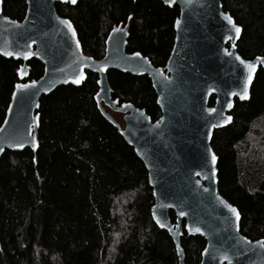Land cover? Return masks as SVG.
Masks as SVG:
<instances>
[{
    "label": "trees",
    "instance_id": "obj_1",
    "mask_svg": "<svg viewBox=\"0 0 264 264\" xmlns=\"http://www.w3.org/2000/svg\"><path fill=\"white\" fill-rule=\"evenodd\" d=\"M242 27L238 53L264 55V0H222ZM83 50L105 55L106 38L130 18L127 51L164 67L174 42L178 6L161 0H79L57 3ZM26 0H3V12L22 20ZM21 61L0 55V126L19 78ZM29 80L44 73L29 62ZM98 75L62 85L40 100L39 147L6 150L0 158V264H179L168 230L153 220L152 188L144 163L98 109ZM113 99L132 102L157 120L161 109L147 75L108 73ZM214 98L211 99V104ZM106 110H112L106 106ZM112 113V112H111ZM232 122L215 130L219 192L241 213V232L264 238V69L247 101L236 100ZM170 217L175 222L174 212ZM206 240L184 231L185 264H200Z\"/></svg>",
    "mask_w": 264,
    "mask_h": 264
},
{
    "label": "water",
    "instance_id": "obj_2",
    "mask_svg": "<svg viewBox=\"0 0 264 264\" xmlns=\"http://www.w3.org/2000/svg\"><path fill=\"white\" fill-rule=\"evenodd\" d=\"M78 1L26 0V14L17 20L4 14L0 0V55L22 62L20 81L0 126V158L6 150L36 151L41 98L62 85L81 86L88 72L96 73L98 109L144 163L154 197L152 218L160 228L168 230L179 264H185L181 246L184 231L188 236L206 240L200 264H264V248L257 243H264V238L252 240L241 232L239 209L219 192L218 156L211 144L215 130L232 122L236 100H249L257 72L264 69V55L246 59L238 53L242 27L224 10L222 0H161L167 6L179 7L174 42L164 67L155 66L139 51H127L130 18L109 32L105 55L97 59L84 52L73 22L56 8L57 3L75 6ZM226 16L239 27V34ZM61 21L70 22L71 28ZM5 52L15 55L6 56ZM20 53L31 55L25 59ZM32 59L42 62L44 73L29 80ZM241 60L255 65L246 99L240 96L249 70ZM111 70L147 75L157 94L161 116L153 120L145 109L132 102L113 99L108 81ZM81 73L84 79L80 84L73 83ZM32 81L37 82L35 86L16 87L31 85ZM106 106L123 114L124 125ZM19 144L23 147L16 146ZM228 206L237 210L239 219ZM196 228L200 231H194Z\"/></svg>",
    "mask_w": 264,
    "mask_h": 264
},
{
    "label": "snow or ice",
    "instance_id": "obj_3",
    "mask_svg": "<svg viewBox=\"0 0 264 264\" xmlns=\"http://www.w3.org/2000/svg\"><path fill=\"white\" fill-rule=\"evenodd\" d=\"M70 2L75 3L76 0H70ZM171 2H172V0H165V3H171ZM225 18L228 20L229 24L232 25V28L234 29V31H235L237 34H239L240 29H239V27H237V26L232 22L231 17H227V16H226ZM61 22L67 24L68 27L71 28V24H70V22H67V21H61ZM176 24H177V26H179L180 21L177 20V21H176ZM114 31H117V29H114ZM121 31H122V29H121ZM73 35H75L74 32H73ZM77 47H79L78 44H77ZM20 54H21V55H24L25 59H27L28 55H31V53H28V54L20 53ZM4 55H6V56H12V55H15V53H12V52H5ZM134 55H136V56H140V53H135ZM89 59H90V58H89ZM145 59H146V58H145ZM236 59L239 60L240 58H239V57H236ZM258 59H259V58H258ZM240 62H241L242 64H245V62H244L243 60H241ZM245 67L249 70V75H248L247 80H246V82H245V90H244V93L241 94V96H240L241 99H246V98H247V84L251 81V79H252V75H251V73L255 70V65H254V64H251V63H247V64H245ZM83 79H84V75H83V73H81L80 76H79V78L75 79V80L73 81V83H75V84H80V82H81ZM36 83H37L36 81H32L31 85H28V84H20V85H17L16 87H17V88H21V89H23V88H28V87H31V86H35ZM98 83H99V81H98ZM229 107H231V104H229ZM227 120H231V117H228ZM226 122H227V121H226ZM16 146H17V147H23L22 144H19V145H16ZM33 146L35 147V142H33ZM215 161H216V157H215V155H213V156H212V162L215 163ZM228 207H229V210H230L231 212H233V213L236 215V218L239 219V213L237 212V210H236L235 208H232L231 206H228ZM180 214H181V215H184V213H180ZM161 226L163 227V225H161ZM194 231L199 232L200 229H199V228H196V229H194ZM257 243L260 244V247L264 248V243H261V242H257Z\"/></svg>",
    "mask_w": 264,
    "mask_h": 264
},
{
    "label": "rangeland",
    "instance_id": "obj_4",
    "mask_svg": "<svg viewBox=\"0 0 264 264\" xmlns=\"http://www.w3.org/2000/svg\"><path fill=\"white\" fill-rule=\"evenodd\" d=\"M113 116L122 124L124 125V121H123V115L121 113L115 112V111H111Z\"/></svg>",
    "mask_w": 264,
    "mask_h": 264
},
{
    "label": "flooded vegetation",
    "instance_id": "obj_5",
    "mask_svg": "<svg viewBox=\"0 0 264 264\" xmlns=\"http://www.w3.org/2000/svg\"><path fill=\"white\" fill-rule=\"evenodd\" d=\"M128 20H129V19H128ZM128 20H127V21H128ZM124 24H125V23H124ZM122 115H123V114H122Z\"/></svg>",
    "mask_w": 264,
    "mask_h": 264
}]
</instances>
